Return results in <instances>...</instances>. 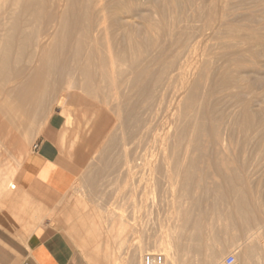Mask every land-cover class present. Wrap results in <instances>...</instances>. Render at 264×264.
<instances>
[{
  "label": "rangeland",
  "instance_id": "1",
  "mask_svg": "<svg viewBox=\"0 0 264 264\" xmlns=\"http://www.w3.org/2000/svg\"><path fill=\"white\" fill-rule=\"evenodd\" d=\"M57 1L0 0L32 20L0 68V199L57 120L77 176L49 217L89 264H264V0H59L50 75L15 92Z\"/></svg>",
  "mask_w": 264,
  "mask_h": 264
},
{
  "label": "crops",
  "instance_id": "2",
  "mask_svg": "<svg viewBox=\"0 0 264 264\" xmlns=\"http://www.w3.org/2000/svg\"><path fill=\"white\" fill-rule=\"evenodd\" d=\"M60 126L50 121L14 174L17 195L0 199V264H89L49 217L77 176Z\"/></svg>",
  "mask_w": 264,
  "mask_h": 264
},
{
  "label": "bare ground",
  "instance_id": "3",
  "mask_svg": "<svg viewBox=\"0 0 264 264\" xmlns=\"http://www.w3.org/2000/svg\"><path fill=\"white\" fill-rule=\"evenodd\" d=\"M20 0H17V1H15V0H13V4L15 5V3L16 2H19ZM12 3V2H11ZM10 3V4H11ZM95 3H97V1L95 2ZM60 9H61V5H60V3H59V0L57 1V5H56V12L54 13V14H52L51 15V17H49V21H48V23H45V24H47L46 26H45V28H44V30H43V32H42V35H41V37H40V39H39V37H38V41H36V44H32V45H35V46H33L34 48H33V50H32V52L31 53H28L27 54V62L30 64V66L32 65V64H38L37 65V67H35L36 69H34L32 72L30 71V72H27V74H29L28 76L27 75H25L23 78H24V80L23 81H20L19 83L17 82L16 83V86L13 88L14 89V91L15 92H25V93H27V92H29V91H33V90H38V88H40L39 86H42L41 85V83H43V81H44V79H45V76H46V74H49V73H47L50 69H51V65H53L54 66V61L52 62V60H53V56H52V47L54 46V44H55V41H56V38H57V30H58V28H61V27H59L60 26V23H62L61 21H63L62 19H63V15L61 14V11H60ZM8 10V9H7ZM101 10V9H100ZM38 12V11H37ZM33 13H35V12H33ZM32 13V17L34 18L35 17V15ZM14 14H15V9H13V8H10L8 11H6V14H4V15H6V17H5V19L4 20H2L3 22L0 24V51H2V54H3V57L1 58L2 59V63H0V68L5 64V63H8L9 61H7V60H9L8 59V57L10 56V53L11 52H13V50H14V48H15V45H16V38H15V36H19V38H20V42H22L21 43V45L22 46H24V45H26V43H28L29 41H30V35L29 34H31V33H28V28H29V26H30V24H31V19H28V20H26L24 23H23V25H17L16 23L17 22H15L14 20ZM39 14V13H38ZM3 15V16H4ZM36 16H41V15H36ZM31 17V18H32ZM0 19H3V18H0ZM33 23V22H32ZM37 25V24H36ZM35 25V26H36ZM99 26V25H98ZM100 29V28H99ZM96 30V29H95ZM13 31H15V33H13ZM34 31V30H33ZM85 31V30H84ZM95 33H96V31H94ZM93 32V33H94ZM40 33V32H39ZM92 33V34H93ZM94 33V35H96ZM97 33H98V31H97ZM101 33V32H100ZM15 35V36H14ZM40 35V34H39ZM88 36V35H87ZM93 36V35H92ZM97 36H98V34H97ZM97 36H95L96 38H94V40L96 39H98V37ZM37 37V36H36ZM83 37H85L84 35H83ZM91 37V36H90ZM32 38V37H31ZM86 38V37H85ZM79 39H81V38H79ZM82 39H84V38H82ZM88 39V38H87ZM29 40V41H28ZM93 40V41H94ZM95 40V41H96ZM81 41V40H80ZM91 41V40H90ZM94 41V42H95ZM77 42H79V41H77ZM81 42H83V41H81ZM80 42V43H81ZM89 42V41H88ZM93 42V43H94ZM86 43V42H85ZM90 43V42H89ZM29 44V43H28ZM88 44V43H87ZM96 44V43H95ZM98 44V43H97ZM79 45V44H78ZM90 45V44H89ZM96 46V45H95ZM17 47H19V46H17ZM20 48H22V47H19V49ZM87 48V47H86ZM90 48V47H89ZM25 49V48H24ZM28 49V48H27ZM88 49V48H87ZM22 50H23V48H22ZM78 50V49H77ZM83 50V49H82ZM90 50V49H89ZM16 51H18V50H16ZM92 51V50H91ZM19 52H21V51H19ZM25 53V52H24ZM77 53V52H76ZM90 53V52H89ZM17 55V54H16ZM15 55V56H16ZM20 57V56H19ZM16 59V58H15ZM16 61V60H15ZM18 61H21V60H18ZM53 63V64H52ZM189 63V62H188ZM15 64H16V62H15ZM55 64H56V61H55ZM186 65V64H185ZM12 66H13V64H12ZM52 66V67H53ZM63 67V66H62ZM61 67V68H62ZM188 67V66H187ZM3 68V67H2ZM57 68H59V66L57 67ZM60 68V69H61ZM53 70H55L56 69V66L54 67V68H52ZM63 69H65V68H63ZM186 69V68H185ZM185 69H184V67L182 66L181 68H180V72H179V74H183V73H185ZM59 70V69H58ZM1 71V70H0ZM2 71H3V69H2ZM51 72H53V71H51ZM8 73V72H7ZM65 73V72H64ZM17 74V73H16ZM54 74H55V72H54ZM60 74V73H59ZM102 74H103V72H102ZM9 75H10V72H9ZM50 75V74H49ZM49 75H47L48 77H49ZM61 75V74H60ZM59 75V76H60ZM67 75H68V72H67ZM70 75V74H69ZM104 75L105 76H107V74H106V71H105V73H104ZM103 75V76H104ZM63 76V75H62ZM65 76H66V74H65ZM64 76V77H65ZM180 76V75H179ZM6 77V76H5ZM10 77V76H9ZM9 77H8V79H9ZM71 77V76H70ZM4 78V77H3ZM69 78V77H68ZM181 78V77H180ZM184 78V77H183ZM185 78H187L186 76H185ZM17 79V78H16ZM20 79V78H19ZM19 79H18V81H19ZM60 80H61V78H59ZM182 79V78H181ZM7 81H10V79L9 80H7ZM7 81H5V83L7 82ZM12 81V80H11ZM13 81H16V80H13ZM56 81V80H55ZM68 81V80H67ZM61 82V81H60ZM65 82V81H64ZM69 82H70V79H69ZM9 83V82H8ZM53 83V82H52ZM71 83V82H70ZM2 84H4V81H3V83ZM13 84V83H12ZM38 84H40V85H38ZM184 85V84H183ZM66 86V85H65ZM43 89V88H42ZM5 90V89H4ZM12 90V89H11ZM41 90V89H40ZM63 90V89H62ZM67 90V89H66ZM5 91H8V90H5ZM13 92V91H12ZM10 93V92H9ZM40 93H42V90H41V92ZM43 94V93H42ZM39 95V94H38ZM41 95V94H40ZM4 96V95H3ZM16 96V95H15ZM20 97V96H19ZM41 97V96H40ZM43 97V96H42ZM64 96H62V98H60V100L58 101V105L57 106H60V107H63L64 109H65V111L66 112H68V107H66V105H65V99L63 98ZM43 99V98H42ZM8 106L6 107V108H8V109H6V110H9V112L10 113H12V108H11V103L10 102H8ZM15 105H16V110L18 111V112H20V111H22L23 109H24V107H26V104H27V99H25V98H18V100H17V98H16V100H15V103H14ZM43 104V103H42ZM6 105V104H5ZM36 105V104H35ZM10 106V107H9ZM14 106V105H13ZM30 107V106H29ZM25 109H27V108H25ZM29 109V108H28ZM27 109V110H28ZM17 111L12 115V116H14L16 113H17ZM30 111H32V110H30ZM35 111V110H34ZM26 113V112H25ZM33 114V113H32ZM20 115V114H19ZM23 115V114H22ZM25 115V114H24ZM65 116V120H64V122L65 123H63V124H66L67 126H72V127H74L75 128V130L76 131H79V122H78V119H76V118H71L69 115H68V113L67 114H64ZM11 116V115H10ZM38 116V115H37ZM62 116V115H61ZM22 117V116H21ZM31 117V116H30ZM26 119V118H25ZM20 120V119H19ZM22 121H23V119H22ZM22 124V123H21ZM29 124V123H28ZM11 128V127H10ZM27 128V127H26ZM67 128V127H66ZM7 130V129H6ZM14 130H17V129H14ZM40 131V130H39ZM75 131V132H76ZM74 132V133H75ZM78 133V132H77ZM107 134V133H106ZM76 137H77V135H76ZM98 146V145H97ZM14 174H15V172L14 173H12L11 174V176L10 177H8L9 178V189L11 190V189H14L15 188V185H14V183L12 182V179H13V177H14ZM7 178V179H8ZM8 181V180H7ZM6 183V182H5ZM8 189V188H7ZM8 189V190H9ZM9 190V191H10ZM5 193V192H4ZM5 196V195H4ZM243 209V208H242ZM224 210V209H223ZM246 210V209H245ZM257 210V209H256ZM248 211V210H247ZM234 212H236V211H234ZM242 212V211H241ZM244 212V211H243ZM249 212V211H248ZM232 213V212H231ZM239 213V212H238ZM246 213V212H245ZM237 214V213H236ZM235 214V215H236ZM246 215V214H245ZM245 215H244V217H245ZM241 216V215H240ZM225 217V216H224ZM229 217V216H228ZM240 218V217H239ZM238 218V219H239ZM247 218V217H246ZM245 218V219H246ZM243 219V218H242ZM249 219V218H248ZM227 220V219H226ZM244 222H246V221H244ZM249 222V221H248ZM248 222H246V223H248ZM241 223V222H240ZM252 224V223H251ZM260 227V226H259ZM263 227V226H262ZM261 228V227H260ZM233 231V230H232ZM236 232V231H235ZM258 232V231H257ZM234 234V233H233ZM236 234V233H235ZM252 235H247V237H246V240L245 241H251V239H252ZM209 239V238H208ZM209 242V241H208ZM255 242V241H254ZM213 244V243H212ZM247 245V244H246ZM252 245H253V243H252ZM264 245V244H263ZM208 248L210 247L209 245L207 246ZM252 247H254V246H248V248L245 250V256L248 258L251 254H252ZM257 247V246H256ZM212 249V248H211ZM204 250V249H203ZM207 251V250H206ZM194 252V251H193ZM208 252V251H207ZM213 252H215V251H213ZM258 252V251H257ZM209 253H210V251H209ZM260 253H262L261 251H260ZM212 255V254H211ZM216 255V254H215ZM214 255V256H215ZM219 255V254H218ZM208 257V256H207ZM212 258V257H211ZM211 258H207V259H205V260H207L208 262H210V261H212L211 260ZM217 258H219V257H217ZM217 258L215 259V260H217ZM260 258V257H259ZM251 259V258H250ZM177 260V259H176ZM214 260V261H215ZM252 260V259H251ZM206 261V262H207ZM178 262V261H177ZM260 262H261V260H260ZM182 263V262H181ZM211 263V262H210ZM249 263V262H248ZM172 264V263H171ZM208 264V263H207ZM246 264V263H245Z\"/></svg>",
  "mask_w": 264,
  "mask_h": 264
},
{
  "label": "built area",
  "instance_id": "4",
  "mask_svg": "<svg viewBox=\"0 0 264 264\" xmlns=\"http://www.w3.org/2000/svg\"><path fill=\"white\" fill-rule=\"evenodd\" d=\"M140 264H163V256L153 252H146L142 255ZM226 264H234V257L228 256Z\"/></svg>",
  "mask_w": 264,
  "mask_h": 264
}]
</instances>
